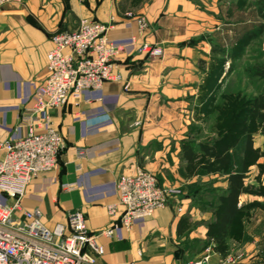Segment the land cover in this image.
I'll return each mask as SVG.
<instances>
[{
	"label": "crops",
	"instance_id": "crops-1",
	"mask_svg": "<svg viewBox=\"0 0 264 264\" xmlns=\"http://www.w3.org/2000/svg\"><path fill=\"white\" fill-rule=\"evenodd\" d=\"M218 4L219 0H16L0 9V141L15 142L30 129L36 93L47 78L52 36L76 31L85 19L116 24L110 40L123 48L115 60L119 80L49 111L65 148L58 167L32 180L22 200L23 208L38 210L49 228L66 224L71 212L83 213L89 231L99 236L104 248L103 256L92 253L96 264H182L180 242L207 238L213 214L201 211L193 200L195 193L188 188L199 176L187 173L182 148L193 140V115L204 100L211 41L224 33ZM139 18L147 24L142 32ZM143 44L161 47L163 56L152 59L140 53ZM254 143L264 152L263 136ZM78 150L85 152L83 158ZM138 169L180 194L130 230L118 228L112 238L103 236L121 216V209L115 216L108 213V206L118 200L117 180ZM247 174L248 185L263 195L239 199V206H250L251 213L244 222L249 242L241 249L251 253L242 263L264 264V157ZM187 223L197 227L185 231ZM209 259L219 261V255L214 252Z\"/></svg>",
	"mask_w": 264,
	"mask_h": 264
},
{
	"label": "built area",
	"instance_id": "built-area-1",
	"mask_svg": "<svg viewBox=\"0 0 264 264\" xmlns=\"http://www.w3.org/2000/svg\"><path fill=\"white\" fill-rule=\"evenodd\" d=\"M15 1L0 0V9ZM138 24L140 32L144 31L146 20L139 18ZM115 27L113 21L85 19L76 31L53 35L47 55V78L37 90L30 111V129L20 140L0 141V264H96L92 253L104 254L99 236L91 234L83 213L71 212L66 224L49 228L41 221L38 210L23 208L22 200L32 180L58 167L65 148L49 111L70 101L78 102L84 92L119 80L114 68L123 48L110 40ZM139 52L152 59L163 56L161 47L148 44L140 46ZM77 155L83 158L85 152L78 150ZM116 193L117 203L108 206V213L115 216L121 209V216L103 232L108 238L118 228L130 230L136 221L153 217L180 191L163 188L154 174L138 169L117 180ZM207 262L208 258L194 264Z\"/></svg>",
	"mask_w": 264,
	"mask_h": 264
},
{
	"label": "rangeland",
	"instance_id": "rangeland-1",
	"mask_svg": "<svg viewBox=\"0 0 264 264\" xmlns=\"http://www.w3.org/2000/svg\"><path fill=\"white\" fill-rule=\"evenodd\" d=\"M257 1L219 0L218 5L221 9L219 24L224 29V33L220 39L211 41L212 49L215 46L220 49L216 53H211L210 66L205 71L204 94L207 95V98L199 103L197 111L193 115L194 121L190 126V135L194 142L211 143L221 138L231 125L232 117L239 104L251 96H255L264 87L262 81L258 78L250 79L247 74V70L264 64V38L244 40L246 34L256 32L258 26L263 22L258 14ZM239 94L241 95L239 96ZM242 117L244 118V115ZM248 127L253 140H256L258 136H263L258 132L255 122L248 121ZM243 147L244 139H241L237 147L232 149L236 166L242 158ZM246 184L248 185V177ZM226 188V177L215 176L212 179L201 175L188 189L191 191L190 193H195L193 200L201 211H212L218 205L219 194ZM250 214L249 210L242 214L240 223L228 240V260H226L227 258L224 260V257L216 251L214 242L208 237L205 240L195 239L192 241L186 238L179 244V248L184 249L182 264L203 263L206 258H208L207 264L209 261L211 264H243L244 255L251 253V251L241 250L249 242L247 226L244 222L249 221ZM183 227L185 231H189L195 229L197 224L187 223ZM214 252L219 255V261L209 259Z\"/></svg>",
	"mask_w": 264,
	"mask_h": 264
},
{
	"label": "trees",
	"instance_id": "trees-1",
	"mask_svg": "<svg viewBox=\"0 0 264 264\" xmlns=\"http://www.w3.org/2000/svg\"><path fill=\"white\" fill-rule=\"evenodd\" d=\"M256 6L263 22L256 32L246 34L244 38L246 41L264 38V0H258ZM219 49L215 46L212 52L216 53ZM247 74L250 79L258 78L264 84V64L247 70ZM204 98H207L206 94ZM232 120L221 138L211 143L189 141L182 148L183 160L190 176L226 177L227 188L219 194L218 205L211 211L214 219L208 224L207 233L208 239L214 242L216 251L223 257L229 254L228 240L240 223V217L245 211H250V206H239L240 197L251 194L263 195L246 184V175L249 169L264 157V152L255 149L252 133L248 127V121L255 122L258 132L264 136V87L255 96L239 104ZM241 139H244L242 158L236 166L232 149L237 147Z\"/></svg>",
	"mask_w": 264,
	"mask_h": 264
}]
</instances>
